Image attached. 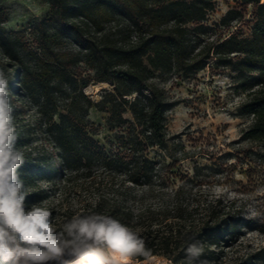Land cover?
<instances>
[{
    "label": "trees",
    "instance_id": "trees-1",
    "mask_svg": "<svg viewBox=\"0 0 264 264\" xmlns=\"http://www.w3.org/2000/svg\"><path fill=\"white\" fill-rule=\"evenodd\" d=\"M233 1L215 25L209 22L215 0H48L49 14L30 32L9 30L0 15V66L15 72L8 92L28 202L44 198L38 177L59 172L69 186L93 191L86 212L120 219L153 255L186 264L185 241H199L203 251L196 264L222 262L241 220L210 205L191 206L181 197L182 186L169 189L172 168L184 157L167 126L166 114L177 102L158 80L187 79L209 66L235 72L249 95L241 107L252 116L245 135L264 146V0ZM250 5L252 33L223 35L218 26L242 20ZM64 35L78 49H61ZM27 53L39 57L33 67ZM93 82L112 87L94 101L85 92ZM19 90L17 96L36 107L35 124L19 105ZM94 106L109 115L105 144L90 118ZM34 127L54 151L38 142L30 147L27 132ZM228 264H264V249Z\"/></svg>",
    "mask_w": 264,
    "mask_h": 264
},
{
    "label": "rangeland",
    "instance_id": "rangeland-1",
    "mask_svg": "<svg viewBox=\"0 0 264 264\" xmlns=\"http://www.w3.org/2000/svg\"><path fill=\"white\" fill-rule=\"evenodd\" d=\"M215 2V10L209 16L213 25L236 5L233 0ZM50 10L48 0H0V15L9 30L30 32ZM252 13L253 5H250L242 20H234L230 26H218V29L223 35L239 30L248 36L252 33ZM58 45L63 50L78 49L75 40L65 35ZM38 58L30 53L26 56L31 67L36 65ZM0 73L7 79L10 89L14 70L0 66ZM158 82L177 102L166 114L167 126L175 137L177 155L184 157L172 168L175 175L169 189L182 186L181 197L186 202L190 200L191 206L210 205V208L241 220L239 235L225 249L226 258L211 264H228L239 255L264 249V146L245 135L252 116L243 115L241 107L249 95L240 88L236 73L227 68L209 66L187 79L168 76ZM111 87L110 83L93 82L85 92L98 101L103 89ZM17 97L25 117L35 124L38 117L35 105L28 98ZM89 114L99 126L96 138L105 144L111 135L107 126L108 113L94 106ZM27 133L32 137L30 147L38 142L46 150L54 151V145L46 134L35 127ZM46 157L50 158L49 155ZM36 189L44 195L37 204L52 211L57 225L73 215L87 213L85 208L94 198L93 191L66 184L59 172H51L49 178L38 177ZM149 201L157 203L158 200ZM159 257L171 261L165 256Z\"/></svg>",
    "mask_w": 264,
    "mask_h": 264
},
{
    "label": "clouds",
    "instance_id": "clouds-1",
    "mask_svg": "<svg viewBox=\"0 0 264 264\" xmlns=\"http://www.w3.org/2000/svg\"><path fill=\"white\" fill-rule=\"evenodd\" d=\"M17 141L8 81L0 73V264H153L145 239L115 216L92 211L57 225L48 207L29 203ZM185 243L186 264H196L202 245Z\"/></svg>",
    "mask_w": 264,
    "mask_h": 264
},
{
    "label": "bare ground",
    "instance_id": "bare-ground-1",
    "mask_svg": "<svg viewBox=\"0 0 264 264\" xmlns=\"http://www.w3.org/2000/svg\"><path fill=\"white\" fill-rule=\"evenodd\" d=\"M151 260L153 261V264H176L173 263L172 261L163 260L158 255H153L151 257ZM136 264H148V262L143 260H138L136 261Z\"/></svg>",
    "mask_w": 264,
    "mask_h": 264
}]
</instances>
